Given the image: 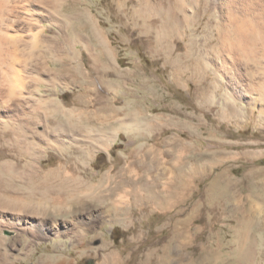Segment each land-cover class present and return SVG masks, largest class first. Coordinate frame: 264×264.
Segmentation results:
<instances>
[{
    "label": "rangeland",
    "instance_id": "1",
    "mask_svg": "<svg viewBox=\"0 0 264 264\" xmlns=\"http://www.w3.org/2000/svg\"><path fill=\"white\" fill-rule=\"evenodd\" d=\"M210 2L0 0V264H264V68ZM216 177L239 207L211 203Z\"/></svg>",
    "mask_w": 264,
    "mask_h": 264
},
{
    "label": "bare ground",
    "instance_id": "2",
    "mask_svg": "<svg viewBox=\"0 0 264 264\" xmlns=\"http://www.w3.org/2000/svg\"><path fill=\"white\" fill-rule=\"evenodd\" d=\"M178 4H177V7L180 9L182 6H179ZM210 4L213 5L214 8H219V10H221V15H220L221 21H220L218 27H219V32H220V43H222V47L225 48L226 51H228L229 55L230 54L231 55L232 54L238 55L239 58L242 57L243 59L245 58L246 60L250 59L254 62V65H256L257 67H262V69H263L264 68V0H211ZM158 12L160 14H162V16H164V18H165L164 19L165 22L162 25L163 29L168 30V28H170V26L173 25L172 22L175 19V14L173 16H170V9L168 8V6H166V9L164 11L163 10L161 11L159 9ZM173 29L175 30L174 27H173ZM225 55H226V53H225ZM235 58H236V56H235ZM235 61H237V60H235ZM222 67L228 68L229 64H227V62L223 61ZM186 180H188V179L186 178ZM214 182L217 183V186L214 189V191L221 193V194H219L218 196L213 195L212 197H209L212 200V202H211V200H210V202L211 203L214 202L213 205L216 206L217 208L219 207L220 209L222 206L228 207V208L231 207L232 209H235V207H239L238 203H236V201L238 200V197L232 196L234 193L233 194H230V192L228 193V190H231V187L229 186V184L232 183L231 178L230 177H223V178L216 177V178H214ZM180 186H182L181 188L187 190L189 184L188 183L185 184V182H184ZM181 188L179 189L180 191H181ZM72 191L73 190H71V192ZM74 191H76V190H74ZM77 191H78V189H77ZM79 192H81V191H79ZM171 192L172 191H170L169 193H166V194H169V197H167V195L158 194L152 198L146 199V201L154 204L155 206L167 207L169 205H172V203H174L173 202L174 199H177V201L181 202L182 198H184V195L181 194L182 192L180 193V195L174 196L175 198L174 197L172 198L173 194ZM115 193H116V190L110 191L111 196L114 195ZM82 194H84V193H82ZM69 195H71V194H69ZM104 195L105 194H103V193H99V194L94 195L92 197L100 199L102 197H105ZM76 196L72 195V197L70 199H72V201L74 203H84L82 198H80L79 196H77V197ZM89 198H90V196H89ZM209 198L206 201L207 204H211V203H209ZM137 200H139V198H137ZM3 202H6V201H3ZM108 207L110 209H112V207L114 208V206L112 204L108 205ZM198 207H202L203 210L206 209V211L208 210V205H205L203 203H195L194 210L197 209ZM208 218L209 217H207V220H208ZM207 220H205V221L207 222ZM25 222H26V220H25ZM182 224L185 226V228L180 227L179 229H181V230L176 229V231L173 232L169 236L166 243H164L163 247H161L162 250H161V254L159 256L154 251L148 252V254L147 255L145 254V255L150 256L149 253H151V256L154 255L158 262H161V261L164 262L166 257H168L170 252H171L172 242L177 241L178 238L181 236H184V237L188 236V233L190 231V226L186 222H183ZM11 225H13V224H11ZM42 226H43V222L38 221L36 224L28 223V224H24L23 226H18V227H19V229H22L23 231H26L28 229L38 230L42 234L44 232L45 235L48 233L47 231H49V229L51 232V228L42 227ZM3 227H6V226H5L4 221L0 218V229H4ZM7 228L9 230L13 231L12 227H7ZM235 230H234V232H235ZM217 235H218L217 233L211 234V236H216L215 240L219 242L220 237ZM0 241H2L1 238H0ZM203 249L205 250L206 248L203 247ZM206 251H207V249H206ZM162 254H163V256H162ZM239 255H241V254H239ZM201 257L202 256L200 255V256H198L197 259L199 260ZM235 257H237V258H234V259L232 258V260H229V262L227 264H247V261L245 258H244L245 261L242 262V256L240 258V257L235 255ZM247 259H248V257H247ZM117 261H119L118 256L112 253L101 264H115ZM224 264H226V263H224Z\"/></svg>",
    "mask_w": 264,
    "mask_h": 264
},
{
    "label": "crops",
    "instance_id": "3",
    "mask_svg": "<svg viewBox=\"0 0 264 264\" xmlns=\"http://www.w3.org/2000/svg\"><path fill=\"white\" fill-rule=\"evenodd\" d=\"M111 55H113V54L111 53ZM107 56H108V58H107V63H104V62L102 63L103 68H105V69H109V68L113 67V65H112V63H111V60H110V59H111V58H110V53L107 52ZM114 58H115V56H114ZM139 163H140L139 165L144 166V164H142L141 161H140ZM149 166H150V165H149ZM147 189H148V195L145 196L146 199H148V198H152V197H154V196L160 194V193H156L155 191H153L151 186H148ZM154 192H155V193H154Z\"/></svg>",
    "mask_w": 264,
    "mask_h": 264
}]
</instances>
